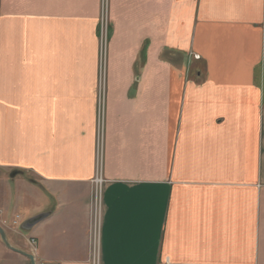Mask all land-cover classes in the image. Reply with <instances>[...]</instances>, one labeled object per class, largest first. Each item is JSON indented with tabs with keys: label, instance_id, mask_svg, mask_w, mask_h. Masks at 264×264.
Segmentation results:
<instances>
[{
	"label": "crops",
	"instance_id": "crops-1",
	"mask_svg": "<svg viewBox=\"0 0 264 264\" xmlns=\"http://www.w3.org/2000/svg\"><path fill=\"white\" fill-rule=\"evenodd\" d=\"M101 5L0 0V264H93ZM109 6L98 264H264V0Z\"/></svg>",
	"mask_w": 264,
	"mask_h": 264
},
{
	"label": "built area",
	"instance_id": "built-area-1",
	"mask_svg": "<svg viewBox=\"0 0 264 264\" xmlns=\"http://www.w3.org/2000/svg\"><path fill=\"white\" fill-rule=\"evenodd\" d=\"M108 0H102L101 17L99 22L100 33V101L97 115V168L96 176L93 181L94 184V199H93V220L90 229V238L92 246L93 264L99 263L100 258V241H101V216H102V190L105 184V178L102 171V156L101 147L104 136L105 124V82H106V64H107V44H108V28H109V14L106 12L108 7ZM32 243L35 244L33 240Z\"/></svg>",
	"mask_w": 264,
	"mask_h": 264
},
{
	"label": "rangeland",
	"instance_id": "rangeland-1",
	"mask_svg": "<svg viewBox=\"0 0 264 264\" xmlns=\"http://www.w3.org/2000/svg\"><path fill=\"white\" fill-rule=\"evenodd\" d=\"M108 4L110 5V0H108ZM108 5V7H110ZM109 14V8L106 11ZM101 17V16H100ZM101 21V20H100ZM108 23H109V28H108V43H109V36H110V20L108 19ZM99 35V61H98V71L100 74V33H98ZM199 56L195 55L194 58L197 59ZM107 65H108V44H107V64H106V75H107ZM99 84H100V80H99ZM106 84V82H105ZM106 86V85H105ZM95 179V178H94Z\"/></svg>",
	"mask_w": 264,
	"mask_h": 264
},
{
	"label": "water",
	"instance_id": "water-1",
	"mask_svg": "<svg viewBox=\"0 0 264 264\" xmlns=\"http://www.w3.org/2000/svg\"><path fill=\"white\" fill-rule=\"evenodd\" d=\"M44 217H45V215H41V216H38V217H36V218H34V219L29 220V221L25 224L26 228H29V227L33 226L34 224L38 223V222L41 221ZM0 235L2 236L3 240L5 241V240H6V239H5V234H4V232H3V230H2L1 228H0ZM29 258H30L31 261L33 260V257H32V256H29Z\"/></svg>",
	"mask_w": 264,
	"mask_h": 264
}]
</instances>
